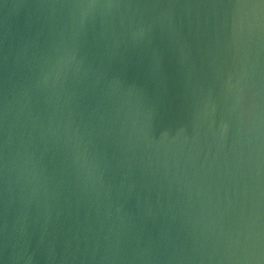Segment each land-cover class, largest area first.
I'll list each match as a JSON object with an SVG mask.
<instances>
[{
	"label": "water",
	"instance_id": "water-1",
	"mask_svg": "<svg viewBox=\"0 0 264 264\" xmlns=\"http://www.w3.org/2000/svg\"><path fill=\"white\" fill-rule=\"evenodd\" d=\"M0 261L264 264V2L0 0Z\"/></svg>",
	"mask_w": 264,
	"mask_h": 264
},
{
	"label": "clouds",
	"instance_id": "clouds-1",
	"mask_svg": "<svg viewBox=\"0 0 264 264\" xmlns=\"http://www.w3.org/2000/svg\"><path fill=\"white\" fill-rule=\"evenodd\" d=\"M89 7H91V5H89ZM0 264H3V262H2V261H0Z\"/></svg>",
	"mask_w": 264,
	"mask_h": 264
},
{
	"label": "snow or ice",
	"instance_id": "snow-or-ice-1",
	"mask_svg": "<svg viewBox=\"0 0 264 264\" xmlns=\"http://www.w3.org/2000/svg\"><path fill=\"white\" fill-rule=\"evenodd\" d=\"M262 2H264V0H262Z\"/></svg>",
	"mask_w": 264,
	"mask_h": 264
}]
</instances>
